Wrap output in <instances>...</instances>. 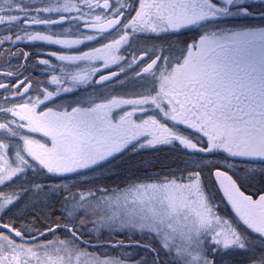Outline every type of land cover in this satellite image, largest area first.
I'll use <instances>...</instances> for the list:
<instances>
[{
	"label": "snow or ice",
	"instance_id": "snow-or-ice-1",
	"mask_svg": "<svg viewBox=\"0 0 264 264\" xmlns=\"http://www.w3.org/2000/svg\"><path fill=\"white\" fill-rule=\"evenodd\" d=\"M0 3L8 5L9 13H22L0 15V24L14 25L25 33L23 36L17 33L14 38L8 35L0 44L27 39L71 47L96 39V35L82 34V39H67L61 38L65 33L29 34L26 31L31 25H56L65 21L81 22L84 29L101 36L108 30L124 32L119 39L80 55L50 54L59 61L73 64L103 61L105 68L117 64L123 57L116 53L128 42L129 29L133 33L203 30L179 55L156 56L136 74H148L152 78L151 86L136 99L111 96L101 102L91 99L87 107L77 102L70 111L67 108L54 110L45 102H52L61 91H72L64 87L69 79L74 85L89 79L87 72L67 73L63 69L61 76H51L56 91L45 88L35 98L28 96L32 85L27 79L15 85L0 83V89L13 88L12 97L23 101L11 107L0 105V113L11 117L0 122V136L22 141L15 146L14 155L6 158L11 146L0 139V185L24 175L28 169H46L50 174H79V170L100 164L133 142L144 148L178 141L185 149L196 153L222 151L227 154L225 160L243 158L249 162H264V27L220 26L226 18L251 15L242 0H139V9L127 23L123 5L113 7L109 0H103L102 5L99 0H49L55 6L36 9L22 7L23 0H0ZM116 3L120 4V0ZM84 7L89 13L83 12ZM94 9H100L104 15L87 18ZM3 11L0 8V12ZM32 11L35 16L31 15ZM41 13H56L60 18L41 19ZM28 55L24 53L25 57ZM146 56L147 51L138 58L133 56L128 67ZM38 64L48 65L49 60H39ZM98 71L93 69V73ZM117 75L113 72L111 76H101L100 82ZM41 106L46 111L40 110ZM124 106H130L131 110H124ZM149 111L154 114L147 115L146 119H134L137 113ZM164 121H171L173 126L169 127ZM180 125L201 134L196 143L180 133ZM34 133H42L49 142L34 139ZM202 138H206V146L198 147ZM214 175L238 221L264 242V194L257 199L246 195L233 176L220 167H216ZM33 188L37 195L44 193L45 197L58 192L55 186L48 192L42 185ZM19 196V193L9 196L0 193V211L13 205ZM63 201L61 214L68 222L46 227L44 232L28 226L18 230L11 224L0 225L8 232L7 235L0 232V264H80L85 255L89 256L88 264H125L120 258L101 259L80 248L81 244L90 246L83 240L82 231L88 224L92 225L89 232L107 229L110 234H151L159 240L161 249L175 255L179 264H214L207 258L206 247L213 251L221 247L242 250L250 247L247 235L215 212L202 185L200 171L190 172L187 177L135 183L125 189L68 192ZM81 212L83 215H78ZM60 229L69 236L57 237L55 234ZM46 235H52L53 239L45 240ZM112 246L123 247L124 242L117 241ZM256 264H264V256Z\"/></svg>",
	"mask_w": 264,
	"mask_h": 264
},
{
	"label": "rangeland",
	"instance_id": "rangeland-1",
	"mask_svg": "<svg viewBox=\"0 0 264 264\" xmlns=\"http://www.w3.org/2000/svg\"><path fill=\"white\" fill-rule=\"evenodd\" d=\"M99 2L101 5L103 4V0H99ZM109 2L113 7L123 5L124 10L128 13L125 23L131 20L135 16V10L139 9L138 6L133 8L135 4L133 0H120V4H117L116 0H109ZM242 3L248 6V11L251 15L226 18L220 22V26L225 28L239 26L264 27V18H262L260 25L251 24L255 16L264 14V7L253 9V6H260L259 4L264 5V0H242ZM129 5H131V8H129ZM21 6L36 9L55 5L50 4L49 0H23ZM0 8L4 9L3 12H0V15H22V13L16 11L9 13L6 3H0ZM83 12L89 13V9L84 7ZM31 15L35 16L36 13L32 11ZM72 15H76V13H72ZM95 15H104V13L100 9H94L87 18L90 19L91 16ZM55 17H59V15L56 13L40 14L41 19H54ZM82 27L83 24L81 22L73 24L65 21L62 24L56 25L42 24L29 26L26 28V31L29 34L34 32H43L45 34L65 33L66 35L61 38L67 39H82V34L96 35V39L91 41L85 40L82 44L72 45L71 47L43 41H29L27 39L16 40L15 42L5 41L0 44V62L7 59L9 62L7 65L0 67V69L5 70L3 71L4 73L0 72V83L15 85L19 81L27 79L32 85L28 96L35 98L45 88L49 91H56V85L51 83V76H61L63 69V72L67 73L87 72L89 79L86 83L75 85L69 79L64 84V87L72 88V91H61L58 96L52 98V102H45L47 107L53 108L54 110L63 111L67 108L70 111L71 107L77 106V102H80V106L87 107V101L91 99H95L96 102H101V100L111 98V96L136 99L139 94L151 86L152 78L148 74L136 75L142 72V65L139 62L132 63L131 67H128L133 56L138 58L139 54L145 51L148 52V56H175L179 55L180 50L184 48L176 40L172 41V36L170 38L164 37V33L166 32L154 33L152 37L154 43H150L145 37V34L149 32L133 33L129 29L128 42L121 45L116 53L123 57V59L117 64H110L107 68L103 66V61H95L92 63L76 62L73 64L68 61H59L55 56L50 55L53 52L58 55H80L82 52L91 51L93 48L111 43L113 40L119 39L121 35H124L123 31H118L108 36H101L93 32L85 31ZM77 29L80 30L79 33H77ZM209 30H212L211 26H209ZM17 33L22 36L25 34L24 31H21L19 27L14 25L0 24V40L8 35H12L14 38ZM24 53H28L29 55L25 57ZM42 59L49 60V64H38V61ZM77 64L78 67L76 66ZM111 67L119 69L121 76L112 78L109 81L98 82L96 76L105 70H107L106 72H112L109 70ZM121 68L124 71H121ZM93 69H99V71L93 73ZM7 73H12L13 75L9 76ZM13 91V88L0 89V105L11 107L13 104L23 102L18 97H12ZM21 92H23V88H21ZM6 97L8 99H5ZM40 110L46 111V108L41 106ZM124 110H131V107L124 106ZM152 114L154 113L151 111L147 114L137 113L134 119H146L147 115ZM10 118V114L5 115L0 113V122H6ZM158 118L162 119L159 116ZM164 122L168 123L169 127L173 126L171 121ZM178 130L182 135L192 139L193 143H196L197 137L201 136L195 129H190L184 125H180ZM25 134H27V130H25ZM32 136L34 139L41 140V142H49L48 138L43 137L42 133H34ZM0 139H3L5 144L11 146L7 151L6 158L12 157L15 152V146L22 144V141L18 138H5L4 136H0ZM143 142L141 140V143ZM133 145H129L119 153L100 162L98 165L92 166L89 169L79 170V174H50L46 169H28L24 175H18L11 181L0 185V193H3L5 196L20 194L19 199L13 205L0 211V225L11 224L18 230H23L24 226H28L30 229L44 232L45 230L38 227V224H41L40 222H30V220L27 222V219L24 217L29 213L40 214L47 218L51 213L50 216L54 214L53 219H55V222L59 221L56 224L67 223V219L61 214L64 203L63 196L67 195L68 192H76L78 190L104 188L110 182L104 183V178L106 179L110 176H114L117 180L124 179L126 183L121 187H112V189H108L109 191L113 189H125L135 183L159 182L165 177H187L190 172L200 171L202 185L206 194L210 196V202L215 206V212L223 219L232 223L234 227H237L238 231L246 234L250 243V247L243 250L238 248L223 249L221 247L219 250L213 251L211 247H206L207 258L214 261V264H256L264 256V242L260 240L258 234L247 229V226L243 225L242 221H238L235 211L224 196L223 191L219 187V182L214 175L216 167H220L221 170L228 171V174L233 176V179L236 180L238 185H241L239 186L240 188L243 186L245 189L254 191L256 194L259 193L258 191L260 189H264V162H260L259 160L249 162L243 158H229L225 160L227 154L222 151L215 153H196L194 150L185 149L178 141L170 145L159 144L144 148H140L135 142H133ZM203 146H206V138H202L201 143L198 145V147ZM34 185L44 186L45 192H48L50 187L55 186L58 188V192L56 195H49L48 197H45L44 193L37 195L33 188ZM63 186H66L68 191H65V187ZM248 193L251 194L250 192ZM54 206L55 208L51 212ZM78 215H83V213L81 212ZM32 218L34 220V217ZM20 219L22 223L17 227L13 222L14 220L17 221ZM76 222L78 223V220ZM91 228L92 225L88 224L86 228L82 229L85 233L83 240L87 241L90 246L86 247L84 244H81L80 248L87 253L99 256L101 259L120 258L125 261V264H137V262L153 264L154 261L157 264H174V261L176 264H179L175 255H169L161 249L159 240L151 234L140 232L110 234L107 229H102L99 233L89 232L88 229ZM0 232H4L5 235L8 234L7 230L2 227H0ZM33 234L35 235L36 233L33 232ZM55 235L61 239L69 236L63 229L58 230ZM44 239L50 240L53 239V236L46 235ZM117 241L127 242L135 250L131 251L126 248L121 250L120 247H113L112 245H115ZM17 242H19L18 238ZM105 244L108 246L103 247L102 245ZM153 249L157 251H152ZM88 261L89 256H82L80 264H88Z\"/></svg>",
	"mask_w": 264,
	"mask_h": 264
},
{
	"label": "flooded vegetation",
	"instance_id": "flooded-vegetation-1",
	"mask_svg": "<svg viewBox=\"0 0 264 264\" xmlns=\"http://www.w3.org/2000/svg\"><path fill=\"white\" fill-rule=\"evenodd\" d=\"M133 2L135 3L134 5H133V8L134 7H136V6H138L139 7V0H133ZM259 4V3H258ZM260 6H253V9H259V8H261V7H264V5H261V4H259ZM127 12L124 10V17H126L127 18ZM262 18H264V14L263 15H257V16H255V18L253 19V21L251 22V24H254V25H260V22L262 21ZM123 19V18H122ZM126 20V19H125ZM125 22V21H124ZM115 32H118V31H113V32H111V33H108V34H103V35H106V36H108V35H111L112 33H115ZM201 34H203V30H201V29H182V30H180V31H169V32H166V33H164V37H169L170 38V36H172L173 38H172V41H175L176 40V42H179L182 46H185L186 44H188V43H191L193 40H197L198 38H199V36L201 35ZM147 35V36H146ZM154 36V33H151V32H149V33H147V34H145V37L148 39V41L150 42V43H152L153 42V40H152V37ZM154 43V42H153ZM143 53H141V54H139V57L142 55ZM156 56H158V55H154V56H146L145 57V59L143 60V61H138L139 63H140V65H142V69L144 68V67H146L147 66V64L148 63H151V60L152 59H155L156 58ZM1 64H0V67H3L4 65H7L9 62H8V59L7 60H5V61H2V62H0ZM110 71H112V72H106L107 70H105V71H102L101 73H99L97 76H96V78H98L99 80H100V77L101 76H111V73H113V72H115V73H117L118 75L117 76H115V77H112V78H116V77H118V76H121V73H120V71H119V69H116V68H113V67H111L110 69H109ZM108 70V71H109ZM3 71H5L4 69H0V72L1 73H4ZM111 78V79H112ZM110 79V80H111ZM238 184V183H237ZM238 186H241V185H238ZM241 189V191H243L246 195H252L253 196V198L254 199H257L258 197H259V195L260 194H264V189H260L258 192L259 193H254V191L252 192V191H249L248 189H245L243 186L240 188ZM257 191V190H256ZM248 192H250L251 194H249ZM258 194V195H257ZM131 247V244H129V243H127V242H125L124 243V246L123 247H120V249L121 250H123V249H127V250H133L134 248H130Z\"/></svg>",
	"mask_w": 264,
	"mask_h": 264
},
{
	"label": "trees",
	"instance_id": "trees-1",
	"mask_svg": "<svg viewBox=\"0 0 264 264\" xmlns=\"http://www.w3.org/2000/svg\"><path fill=\"white\" fill-rule=\"evenodd\" d=\"M104 183H107V182H109V185H106L104 188H106V189H112V187L113 188H115V187H121V186H123V185H125L124 183H126V180H124V179H115V177L113 176H110V177H107L106 179L104 178ZM98 184V183H97ZM97 184H95V185H97ZM54 208H55V206L53 207V209L51 210V212H53V210H54ZM51 214V213H50ZM50 214H49V217L47 218V217H44L43 215H37V214H32V213H29V214H27V215H25V219H27V222L30 220V222H32V221H38V222H40L41 224H38L39 226V228L40 229H42V230H45V228L46 227H49V226H54V224H56V223H58V222H55V219H53L54 218V214L52 215V216H50ZM32 217H34V220H32L33 218ZM32 218V219H31ZM14 225H16L17 227H19L20 226V224L22 223V220L20 219V220H14ZM34 226H35V224H34Z\"/></svg>",
	"mask_w": 264,
	"mask_h": 264
},
{
	"label": "water",
	"instance_id": "water-1",
	"mask_svg": "<svg viewBox=\"0 0 264 264\" xmlns=\"http://www.w3.org/2000/svg\"><path fill=\"white\" fill-rule=\"evenodd\" d=\"M59 18L60 17H57V18H55V19H53V20H59ZM64 23V22H63ZM62 24V23H61ZM41 25V24H40ZM31 26H34V25H31ZM83 28V27H82ZM84 29V28H83ZM86 30V29H85ZM87 31H90V30H87ZM109 31H112V30H108L107 32H109ZM93 32V31H92Z\"/></svg>",
	"mask_w": 264,
	"mask_h": 264
}]
</instances>
